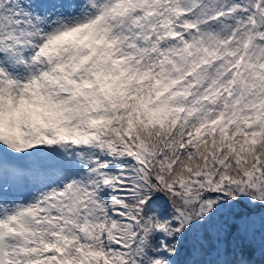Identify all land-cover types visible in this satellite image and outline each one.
<instances>
[{
	"label": "snow or ice",
	"instance_id": "1",
	"mask_svg": "<svg viewBox=\"0 0 264 264\" xmlns=\"http://www.w3.org/2000/svg\"><path fill=\"white\" fill-rule=\"evenodd\" d=\"M0 264H264V0H0Z\"/></svg>",
	"mask_w": 264,
	"mask_h": 264
}]
</instances>
